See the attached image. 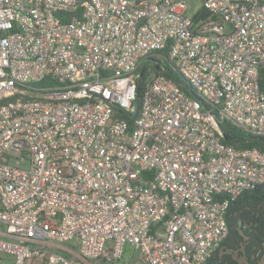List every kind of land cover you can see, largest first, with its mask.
<instances>
[{
	"label": "built area",
	"instance_id": "2783aa9c",
	"mask_svg": "<svg viewBox=\"0 0 264 264\" xmlns=\"http://www.w3.org/2000/svg\"><path fill=\"white\" fill-rule=\"evenodd\" d=\"M166 46L189 89L142 61ZM262 70L264 0H0V254L114 264L130 244L205 264L264 184V152L224 144L218 120L264 136Z\"/></svg>",
	"mask_w": 264,
	"mask_h": 264
},
{
	"label": "trees",
	"instance_id": "16d2710c",
	"mask_svg": "<svg viewBox=\"0 0 264 264\" xmlns=\"http://www.w3.org/2000/svg\"><path fill=\"white\" fill-rule=\"evenodd\" d=\"M207 16L200 10L196 17ZM161 56L162 59L154 56ZM153 56L143 59L154 60L156 65L151 69L153 74H162L166 78L189 89L185 80L173 69L168 60V46ZM161 68H164L162 70ZM137 102L141 98L144 85L150 78L145 67H139ZM260 86L264 91V70L260 72ZM132 128L134 114L119 112ZM223 132L222 142L235 149H257L264 152V136L244 132L226 119H218ZM228 228L227 237L211 254L205 264H259L264 256V184L257 185L241 193L230 205L225 214ZM65 255V254H64Z\"/></svg>",
	"mask_w": 264,
	"mask_h": 264
},
{
	"label": "rangeland",
	"instance_id": "374dc122",
	"mask_svg": "<svg viewBox=\"0 0 264 264\" xmlns=\"http://www.w3.org/2000/svg\"><path fill=\"white\" fill-rule=\"evenodd\" d=\"M188 4V14L193 15L201 6V0H187ZM62 248L71 249L77 251V241H69L67 243L61 244ZM64 253V250H58ZM0 264H12V257L6 254H0ZM114 264H147L144 260L139 258V252L134 249L130 244L124 245L123 255ZM259 264H264V256L262 257Z\"/></svg>",
	"mask_w": 264,
	"mask_h": 264
},
{
	"label": "crops",
	"instance_id": "0c3cea01",
	"mask_svg": "<svg viewBox=\"0 0 264 264\" xmlns=\"http://www.w3.org/2000/svg\"><path fill=\"white\" fill-rule=\"evenodd\" d=\"M60 248H62V247H60Z\"/></svg>",
	"mask_w": 264,
	"mask_h": 264
}]
</instances>
